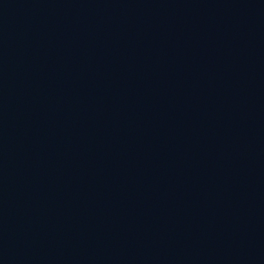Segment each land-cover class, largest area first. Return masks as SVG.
I'll return each instance as SVG.
<instances>
[{
	"label": "water",
	"instance_id": "95a60500",
	"mask_svg": "<svg viewBox=\"0 0 264 264\" xmlns=\"http://www.w3.org/2000/svg\"><path fill=\"white\" fill-rule=\"evenodd\" d=\"M0 264H264V0H0Z\"/></svg>",
	"mask_w": 264,
	"mask_h": 264
}]
</instances>
